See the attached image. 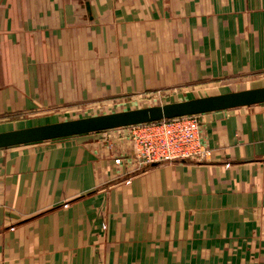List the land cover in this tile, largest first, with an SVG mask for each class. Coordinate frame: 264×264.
I'll return each instance as SVG.
<instances>
[{
	"label": "crops",
	"instance_id": "obj_1",
	"mask_svg": "<svg viewBox=\"0 0 264 264\" xmlns=\"http://www.w3.org/2000/svg\"><path fill=\"white\" fill-rule=\"evenodd\" d=\"M246 74L264 0H0V132ZM200 118L207 162L135 172L97 132L0 148V264H264V103Z\"/></svg>",
	"mask_w": 264,
	"mask_h": 264
},
{
	"label": "water",
	"instance_id": "obj_2",
	"mask_svg": "<svg viewBox=\"0 0 264 264\" xmlns=\"http://www.w3.org/2000/svg\"><path fill=\"white\" fill-rule=\"evenodd\" d=\"M260 103L264 86L1 131L0 148Z\"/></svg>",
	"mask_w": 264,
	"mask_h": 264
},
{
	"label": "built area",
	"instance_id": "obj_3",
	"mask_svg": "<svg viewBox=\"0 0 264 264\" xmlns=\"http://www.w3.org/2000/svg\"><path fill=\"white\" fill-rule=\"evenodd\" d=\"M200 116L184 115L121 127L130 128L122 138L128 140L131 151L114 158V162H130L136 172L153 163L210 161L212 152L201 141Z\"/></svg>",
	"mask_w": 264,
	"mask_h": 264
},
{
	"label": "rangeland",
	"instance_id": "obj_4",
	"mask_svg": "<svg viewBox=\"0 0 264 264\" xmlns=\"http://www.w3.org/2000/svg\"><path fill=\"white\" fill-rule=\"evenodd\" d=\"M236 79V78H233ZM239 81L231 82V81H221L216 82L214 84H204L199 87H192L187 88L184 87V89H174L169 88L170 90H145V91H138L134 94H131L129 98L126 99H119V100H110L109 102L96 104L95 106H87L85 108H73V109H56L52 112L43 113V114H35V115H18L15 116V119L19 120L22 118V120H28L33 119V123H43V122H56V121H62L67 119H74V118H80V117H86L91 115H98V114H104L109 112H115V111H121V110H127V109H133V108H139V107H145V106H151V105H161L169 102H175L178 100H182L186 97H192V96H203V95H209V94H216L221 92H227L229 90H241V89H247V88H254V87H260L264 85V74H246L241 75L239 78H237ZM13 117V116H12ZM4 119V117L0 116V120ZM2 122V121H0ZM9 121H5L3 123H6ZM12 123V122H11ZM27 123V122H26ZM14 127L20 126L21 124L13 123ZM5 126V125H4ZM6 126H12V124L6 125ZM128 130L130 128H120V129H111V130H105V131H99L97 133L100 134V138H102V142L104 145V148L107 150L112 149L116 146V144L119 145V140L126 139L125 137L122 138L125 134H128ZM127 140V139H126ZM124 165L125 167H132L133 164L130 162H122V163H116ZM127 183L130 182V179L126 180Z\"/></svg>",
	"mask_w": 264,
	"mask_h": 264
}]
</instances>
